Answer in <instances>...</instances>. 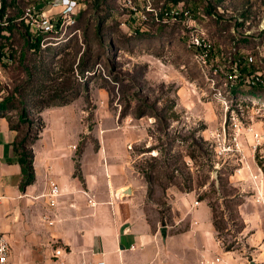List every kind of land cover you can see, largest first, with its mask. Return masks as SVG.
<instances>
[{
	"label": "rangeland",
	"instance_id": "rangeland-1",
	"mask_svg": "<svg viewBox=\"0 0 264 264\" xmlns=\"http://www.w3.org/2000/svg\"><path fill=\"white\" fill-rule=\"evenodd\" d=\"M78 2L75 24L55 47L30 49L23 23H10L8 35L0 29V53L9 48L14 59L3 65L0 100L13 98L19 107L22 99L37 106L60 99L73 103L61 107V121L80 113V143L110 142L114 131L116 140L133 142V166L142 176L153 221L170 223L174 192L186 193L191 185L198 202L224 213L227 230L219 234L221 243L239 248L243 231L237 233L239 220L227 206L240 200L264 214V84L262 96L253 98L248 81L234 78V48L254 57L253 71L264 75V0ZM7 3L13 21L21 5ZM172 10H188L191 17L174 20L166 15ZM99 17L106 19L105 32L113 42H105V52L91 33L83 35L85 23ZM191 35H201L210 45L206 66L195 57L200 49L190 46ZM81 61L94 71L80 74ZM49 114L45 117L51 120ZM8 115L16 124L17 112ZM29 118L36 134L38 116ZM191 151L195 160L187 156ZM197 180L206 183L198 187ZM232 195L237 197L233 202Z\"/></svg>",
	"mask_w": 264,
	"mask_h": 264
},
{
	"label": "crops",
	"instance_id": "crops-1",
	"mask_svg": "<svg viewBox=\"0 0 264 264\" xmlns=\"http://www.w3.org/2000/svg\"><path fill=\"white\" fill-rule=\"evenodd\" d=\"M243 52L239 46L234 55L244 60L249 56ZM72 105L42 112L44 127L31 147L34 181L24 189L14 149L18 133L0 112V233L9 242L5 264H264V214L247 203L239 207L246 227L233 251L217 238L211 207L196 205L192 192H174L170 223L153 221L142 176L133 166V142L116 140L114 131L107 135L110 142L80 143V113L61 121V107ZM50 180L63 191L56 207L46 197ZM58 248L62 252L56 257Z\"/></svg>",
	"mask_w": 264,
	"mask_h": 264
},
{
	"label": "trees",
	"instance_id": "trees-1",
	"mask_svg": "<svg viewBox=\"0 0 264 264\" xmlns=\"http://www.w3.org/2000/svg\"><path fill=\"white\" fill-rule=\"evenodd\" d=\"M180 1H182V0H169V2H172L174 4H177ZM94 2L97 6H99L101 0H94ZM8 4L9 3H7V2L4 3L3 11L7 10ZM81 12H83V10ZM78 18L80 20L81 17L79 16ZM105 24H106V19L104 20L103 18L99 17V18H97V21L94 24L91 22L90 23L87 22V23H85V26L82 27L83 35L85 36V38L87 37L86 35L91 33L94 39L99 40L100 46L102 47L104 52L107 51V50H105V49H107V45H105L106 41H109V45L113 44L112 40L110 39V36L107 35L105 32L106 31L105 30ZM24 26H25V31H26L25 32L26 33V41H27L29 48L30 49L35 48L37 50L41 49V46H40L41 38L32 35L29 31V28L26 25H24ZM4 28L8 32L11 31L10 26L4 27ZM4 28L1 27L0 29L3 30ZM9 36H10V34H9ZM234 51H235V48H234ZM105 57H106V54H105L104 58ZM242 59L243 58H240V57L233 59V63L236 64L235 70L237 71V74H238L236 80L243 81L245 83V81H247V79L249 77L250 82H247V83L250 84V86H252V90L250 91V94L253 98H257V97L259 98L260 96H262L261 94H263L260 91V88L263 85V83H261L259 81H255L254 75H255L256 70L253 71V69H252V67L254 66L253 63H248L247 57H245L244 60H242ZM105 63H107V60L105 61ZM77 71H79L80 74H84L86 71L93 72L94 67H92V66L90 67L87 65V63H84V61H81L78 64ZM231 92H233L234 94H237V89L235 88L234 85L231 86ZM12 99L0 100V112H1L2 116L7 117L8 121L11 125V129L15 130L18 133L17 140L14 142V149H15L16 154H17V160H18L19 164L21 165V171H22V176H23L21 187H22V189H24L26 186L30 185L34 181V168H33V157L34 156H33V152H32L31 147L34 144V142L37 140L40 132L42 131V128L44 127L43 120L41 118L42 112L47 107L67 105L69 103V101L66 99H60L58 101H55V100L54 101H46V102H43L42 105L37 106L34 103V100H32V99H29L27 101H26V99H22L21 100L22 107H19L18 105H16V103ZM26 106H28V107L26 108ZM10 112H17L18 118H17L16 124L13 123L11 116L8 115ZM34 114L38 116V122L40 124V128L38 129L36 134H35V132L32 133L33 126L35 125V122L29 118L30 115H34ZM187 156H189V158H191L193 160H195L197 157V155L195 154V151H191V152L187 153ZM175 163H176V160L171 164H175ZM155 166H154V168H155ZM174 171H177V169H174ZM163 172L165 173V171H163ZM163 172H161L159 175H157V179H160L163 176ZM150 179H152V176L150 177ZM170 182H172L173 185H177V183L173 182L172 176L170 178ZM205 183H206V181L197 180L196 185L198 187H200V186L204 185ZM159 184H163V183H161V181H159ZM185 189H186V192H190L193 190L191 185L186 186ZM213 192L217 193V190L215 189V190H213ZM231 197L234 198V199H231L232 202L234 200H236L235 198H237L234 195H232ZM205 198H206L205 195L201 196L200 201L205 200ZM241 205H242V201L236 200V201H234L233 205L227 206V208H229L232 211L231 217H236L239 220V225L237 227V233H241L246 227L244 219L242 218L240 211H239V207ZM209 206L212 209L213 224H214V227L216 230V234H218L217 238L220 240L219 234L222 233L223 230H227V226H226V223L224 221V213L218 212L212 204H209ZM234 206H235V210L233 209ZM237 244H240V243H237ZM235 245H236L235 243L225 244L223 242V246L227 251L236 250L237 247Z\"/></svg>",
	"mask_w": 264,
	"mask_h": 264
},
{
	"label": "built area",
	"instance_id": "built-area-1",
	"mask_svg": "<svg viewBox=\"0 0 264 264\" xmlns=\"http://www.w3.org/2000/svg\"><path fill=\"white\" fill-rule=\"evenodd\" d=\"M8 0H0V27L4 28L10 25V23H23L29 28L32 35L40 37L41 48H47L48 46L55 47L61 44V34H64L68 27L75 24V15L80 9V3L78 0H17V4L21 5L20 14L15 17L13 21L9 19V15L6 11H3L4 3ZM172 19L176 20L178 15L190 18V12L175 11L170 13ZM3 34L8 35V31L3 29ZM190 46L196 49H200V53L195 57L198 59L201 65L207 64V59L210 53V45L205 42L203 37L198 35L190 36ZM248 63H255L254 57L249 56ZM13 55L9 48H5L0 53V76L2 75L3 65H11L13 63ZM234 78H237V71H234ZM255 81H259L264 84V75L262 73L255 72ZM248 82L249 79L247 80ZM62 189L56 181H49V189L46 193V197L50 207H56L58 205V199L62 195ZM2 196H0V203ZM90 204L92 200L89 201ZM196 205L199 202H195ZM52 224V222H49ZM9 252V242L5 235L0 233V264H5L7 261V254ZM62 249H55V256H59ZM64 264V263H61ZM98 264H105L104 261Z\"/></svg>",
	"mask_w": 264,
	"mask_h": 264
},
{
	"label": "water",
	"instance_id": "water-1",
	"mask_svg": "<svg viewBox=\"0 0 264 264\" xmlns=\"http://www.w3.org/2000/svg\"><path fill=\"white\" fill-rule=\"evenodd\" d=\"M213 176H214L215 179L218 180V171H214ZM163 232H164V231H163ZM163 235H164V234H163ZM252 264H254V263H252Z\"/></svg>",
	"mask_w": 264,
	"mask_h": 264
}]
</instances>
